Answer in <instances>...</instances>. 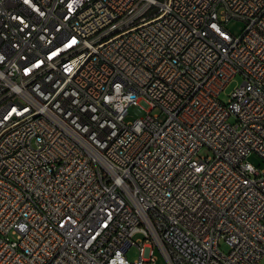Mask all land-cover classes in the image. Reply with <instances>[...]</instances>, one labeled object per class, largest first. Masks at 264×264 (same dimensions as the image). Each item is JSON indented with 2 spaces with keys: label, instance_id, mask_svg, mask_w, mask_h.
<instances>
[{
  "label": "built area",
  "instance_id": "built-area-1",
  "mask_svg": "<svg viewBox=\"0 0 264 264\" xmlns=\"http://www.w3.org/2000/svg\"><path fill=\"white\" fill-rule=\"evenodd\" d=\"M251 155L264 0H0V264H262Z\"/></svg>",
  "mask_w": 264,
  "mask_h": 264
},
{
  "label": "rangeland",
  "instance_id": "rangeland-1",
  "mask_svg": "<svg viewBox=\"0 0 264 264\" xmlns=\"http://www.w3.org/2000/svg\"><path fill=\"white\" fill-rule=\"evenodd\" d=\"M244 29V25L242 22L239 21H231L228 24L225 25V30L233 37H239ZM242 83V77L241 76H236L233 78V81L227 86V88L224 90V92L219 96V101L222 104H227L228 101V96L232 93V91ZM153 114L159 116V121L163 122L166 118L165 115L161 114L158 110L153 111ZM134 118L132 116L127 117L126 121L132 122ZM229 124L234 123V118L230 117L228 119ZM211 156L210 151L203 147L199 150L198 152V157H209ZM247 161L255 168H260L261 170L264 169V162L256 155H251L248 157ZM141 237L140 236H135L132 240L135 242L136 240H139ZM219 249L223 254H228L229 248L228 246L221 241L219 243ZM127 259L129 261H133L138 258V251L135 246H132L126 253ZM154 255L157 257V262L156 264H165L162 256L160 253L155 250ZM262 264H264V259L262 261Z\"/></svg>",
  "mask_w": 264,
  "mask_h": 264
},
{
  "label": "bare ground",
  "instance_id": "bare-ground-1",
  "mask_svg": "<svg viewBox=\"0 0 264 264\" xmlns=\"http://www.w3.org/2000/svg\"><path fill=\"white\" fill-rule=\"evenodd\" d=\"M108 160L120 161V153H108Z\"/></svg>",
  "mask_w": 264,
  "mask_h": 264
}]
</instances>
